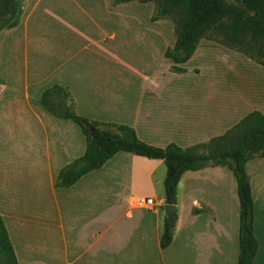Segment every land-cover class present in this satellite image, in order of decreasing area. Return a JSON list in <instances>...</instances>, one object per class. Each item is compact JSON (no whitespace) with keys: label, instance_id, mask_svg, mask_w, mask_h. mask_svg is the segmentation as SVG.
Returning <instances> with one entry per match:
<instances>
[{"label":"crops","instance_id":"1","mask_svg":"<svg viewBox=\"0 0 264 264\" xmlns=\"http://www.w3.org/2000/svg\"><path fill=\"white\" fill-rule=\"evenodd\" d=\"M18 1L17 25L0 31V217L17 262L236 264L239 202L230 170L208 166L182 175L172 242L162 249L164 163L119 152L73 186L56 187L60 170L84 154L85 138L40 98L63 87L77 115L126 125L153 147L186 149L260 112L263 88L249 78L257 67L201 40L179 65L185 72H172L164 53L175 44L174 28L153 20L152 3ZM216 57L230 65L226 78L238 93L215 83ZM245 172L258 242L252 264H264V158L248 161Z\"/></svg>","mask_w":264,"mask_h":264},{"label":"trees","instance_id":"2","mask_svg":"<svg viewBox=\"0 0 264 264\" xmlns=\"http://www.w3.org/2000/svg\"><path fill=\"white\" fill-rule=\"evenodd\" d=\"M114 4L137 2L154 5L153 20L170 18L175 44L164 57L172 61V72L184 73L179 65L193 56L201 40L221 36L224 45L255 62L264 59V0H113ZM21 5L18 0H0V31L18 23ZM40 105L53 117L76 124L84 138V154L63 167L55 186L68 188L84 175L101 168L119 152L149 160H161L166 167L163 181L165 204L176 205L177 186L182 175L208 166L230 170L236 181L239 202L238 257L236 264H252L258 250L253 234V200L245 165L253 158H264V115L246 114L223 135L205 144L183 149L173 143L163 148L140 141L126 125L99 123L77 115L67 89L53 86L42 93ZM175 221L164 220L160 238L162 249L173 238ZM0 264H19L8 233L0 217Z\"/></svg>","mask_w":264,"mask_h":264},{"label":"rangeland","instance_id":"3","mask_svg":"<svg viewBox=\"0 0 264 264\" xmlns=\"http://www.w3.org/2000/svg\"><path fill=\"white\" fill-rule=\"evenodd\" d=\"M161 19H165V20L169 21L173 25V23H172V21H171L170 18L166 17V18H161ZM212 37H213L212 40H204V41H208L210 43H214L218 47L223 48L224 50H227L229 52L236 53V54L237 53L238 54H241V53L237 52L235 49H232V48H229V47L225 46L223 44L224 43V39L221 36L213 35ZM241 55H243V54H241ZM217 56H219V55H217ZM246 58L249 59L248 57H246V56L243 55L240 58H238V61L242 62V64H244L245 67L246 66H249L250 64H253V65H255L257 67V70H251V68L249 70V72H250V77H249L250 78V84L251 85L252 84H257L258 86H261L263 88V92L262 93H263V97H264V59H261L262 64H259V63L255 62L254 60H251V59H249L247 61ZM216 60H217L218 66L220 65L219 66L220 71L218 72L217 80L215 81V83H217L218 86L221 85L222 87H224V85H225V88L224 89H225V92L227 94H232V93L235 94V93H238V91H235L233 89L232 85L229 84V83H231L230 79L229 78H226V76H227L226 75V71H228L230 69V65L229 64H225V61L223 59H221V57L220 58L219 57H216ZM194 63L200 65V64H203L204 61H202V60L196 61L195 60ZM213 63H214V61L212 60V64ZM196 82L203 83V80L202 79H198ZM213 83H214V81H213ZM221 86H219V87H221ZM226 93L223 92V96ZM220 95H221V92L218 93V98L217 99H221V97H219ZM259 97H261V95H259ZM257 105H258V107L260 109V112L264 114V98H263V100H261L260 98H258ZM10 143H11V141H7V140L6 141H2V145L5 148H7L8 145L10 147ZM39 143L41 145H43V144L46 143V141H44V139H41L39 141Z\"/></svg>","mask_w":264,"mask_h":264},{"label":"water","instance_id":"4","mask_svg":"<svg viewBox=\"0 0 264 264\" xmlns=\"http://www.w3.org/2000/svg\"><path fill=\"white\" fill-rule=\"evenodd\" d=\"M163 211H164L165 219L168 222H173L175 219V215H176V206L165 204L163 207Z\"/></svg>","mask_w":264,"mask_h":264},{"label":"built area","instance_id":"5","mask_svg":"<svg viewBox=\"0 0 264 264\" xmlns=\"http://www.w3.org/2000/svg\"><path fill=\"white\" fill-rule=\"evenodd\" d=\"M152 204V200L148 199L146 200V205H151Z\"/></svg>","mask_w":264,"mask_h":264}]
</instances>
